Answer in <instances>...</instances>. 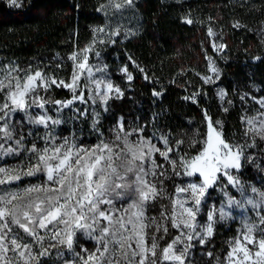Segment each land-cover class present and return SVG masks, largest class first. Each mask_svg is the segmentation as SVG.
Listing matches in <instances>:
<instances>
[{
    "label": "snow or ice",
    "instance_id": "6c2138e0",
    "mask_svg": "<svg viewBox=\"0 0 264 264\" xmlns=\"http://www.w3.org/2000/svg\"><path fill=\"white\" fill-rule=\"evenodd\" d=\"M9 5L19 7V0H9ZM134 5L135 0H108L100 10L111 7L118 12ZM185 22L194 23L189 18H185ZM233 27L241 25L236 22ZM93 32L92 43L68 57L73 61L71 82L57 80L54 75L49 77L41 70L33 72L30 68L25 71L0 66V95L4 96L0 102V162L8 157L18 158L25 152L29 154L26 167L23 162L0 166V264H41V258L49 256L53 248L57 249L61 259L67 250L71 259L65 260V264H187L194 243L206 245L213 236L217 215L221 221L228 216L224 207H211L204 224L197 220L207 203L209 189L217 186L228 205L241 208L250 205L258 220V223L244 222L241 234L230 244L227 264H264V191L252 187L251 191L256 195L245 203L238 202L228 191L231 187L243 194L239 173L245 160H253L251 155H245V151L257 147V138L264 141V97L252 96L259 109L254 116L241 117L246 125L244 137L250 140L249 143L234 145L227 142L216 128L220 121L213 122L205 112L206 139L201 151L190 158L187 154H179L183 140L170 146L169 134H148L147 128L138 123L129 130L123 117L111 129L113 139H103L99 113L95 114L92 128L102 138L100 143L87 148L78 145L74 136L58 142L53 134L55 126L65 121L49 115L47 104L54 103L59 112L71 107L75 101L107 105L109 99H119L124 94L107 78L106 65L93 66L88 62L94 47L115 43L111 38L118 36L120 30L108 31L106 35L104 28H96ZM124 34L126 37L135 35L131 30ZM207 34L210 38L217 35L212 27H208ZM211 47L214 52L222 53L227 45L213 40ZM95 54L99 56V52ZM206 59L213 75L201 79L205 84H212L219 78V69L211 56ZM121 72L128 82L134 79L127 66ZM145 79H148L146 75ZM83 81L87 82L81 87ZM52 86L69 89L73 92L72 98L53 102L40 94L41 91L47 93ZM202 94L201 90L185 99L196 103ZM153 95L161 93L154 92ZM217 95L222 101L227 96L223 90ZM247 99V94L240 96L241 102ZM227 103L231 105L232 101ZM30 109L40 111L33 115ZM107 110L105 107L104 111ZM224 111L229 109L224 108ZM17 112L24 114L28 125L44 126L45 135L37 137L43 140V147L35 140L31 146L25 144L26 137L33 133L23 132L24 124L20 121L13 122ZM86 114L87 110L78 111V116ZM154 140L162 142L163 148L153 143ZM197 143L193 140L192 146ZM157 155L164 164L157 163ZM168 166L177 177L198 174V182L177 184L174 196L165 197ZM39 173L45 177L42 184H29L14 190L10 187L24 177ZM158 198L169 199L171 209L163 207L159 219L147 216L148 204ZM125 201L130 203L125 205ZM169 224L178 234L161 250L159 241L169 234ZM79 234L94 241V251L83 246L76 251ZM217 264H220L219 260Z\"/></svg>",
    "mask_w": 264,
    "mask_h": 264
},
{
    "label": "rangeland",
    "instance_id": "374dc122",
    "mask_svg": "<svg viewBox=\"0 0 264 264\" xmlns=\"http://www.w3.org/2000/svg\"><path fill=\"white\" fill-rule=\"evenodd\" d=\"M9 1V0H8ZM143 0H135V5L132 8L121 9L120 11H114L111 7H106L104 10H100L102 5H107L108 0H101L98 5V13L102 17V22L93 26L92 30L96 28H104L105 35L111 30H120V34L116 37H112L115 43L108 42L103 45L97 44L94 47V51L89 53L90 65H106L107 66V78L112 81L115 86H118L124 93L122 98H111L108 100L107 105L97 102L92 104L91 101L87 103H81L75 101L69 108L61 109L57 111V106L54 103L46 105L48 114L54 118H60L65 123L55 126L54 135L57 136L58 142L62 141L64 137H75V141L78 145L91 148L100 143L102 139L96 132L93 131L92 121L95 118V114L99 113V127L104 131L103 139H113L111 135V129L115 125L116 121L123 117L126 121V127L131 130V127L135 124L145 126L147 133L151 134L155 132L157 136L161 133L169 134V145L175 146L178 140H183V145L179 149V154H187L188 157L198 154L204 144L207 135V121L204 116L199 119L198 115L202 114V110L197 107L193 116L185 118V122L180 124L181 126H172L169 128L167 121H162L161 105L159 104L161 96L164 92V81L166 84L173 81L177 86L184 85L186 92L185 97H190L194 93L202 90L203 94L197 97L202 100L208 98V93L199 84L209 86L213 95L216 97L220 111L218 109H212L211 119L213 122L220 121V125H216L218 131L222 132V114L225 113L224 108L235 109L239 116V129L233 130L230 135V140H226L231 144H246L250 140L244 137L245 124L242 123L241 117L247 115L249 117L254 116L259 106L251 99L252 96L264 97V18L262 17L263 10L260 9L255 3L256 0H184L180 5L182 8H195L197 13L193 17H185L192 19L194 23L188 24L185 22V18L182 20V32L176 37L175 49L170 52L163 50L153 49L151 47H138L133 51H129L123 44L126 40H137V35L140 32V17L137 10V4ZM214 14H208L204 16V8L211 11L212 6L216 5ZM239 22L241 27H233V25ZM208 27H212L217 34L216 37L210 38L207 34ZM131 30L135 35L125 36V31ZM94 39V32L92 40L86 43L83 47L77 49H84L90 45ZM215 40L217 43H224L227 47L222 53L214 52L211 44ZM99 52V56L95 53ZM72 54V53H71ZM70 54V55H71ZM69 55V56H70ZM240 55H255L260 57L257 63L247 65L244 60L238 58ZM68 56V57H69ZM165 60L168 66L174 70L175 74L173 78L169 80L168 75H162L159 80H156L154 85L155 89L150 96L145 94L143 87H140L143 82L149 81L147 66L149 62H155L158 60ZM206 56H211L215 61L216 67L219 69V78L215 79V83L205 84L201 77L206 75H213L208 70V61ZM82 59V57H81ZM70 60V59H69ZM133 61L135 64H133ZM71 62V69L68 80H65L61 74V71H52L51 69H43L42 67L33 68L32 63L24 64L23 66L5 65L0 61V66L19 68L21 70H28L29 68L34 72L41 70L49 77L55 76L57 80H65L71 82V76L73 72V61ZM228 62H232L231 68H235L237 74H229L228 78H231L232 89L231 93L228 92L226 85L222 81L224 70L222 65ZM41 64V63H40ZM44 66L45 62L42 63ZM137 65L139 67H137ZM127 66L128 71L133 75L134 79L131 82L127 81L126 75L121 72L123 67ZM144 69L141 72L139 69ZM152 70V69H150ZM233 71V69H231ZM152 72V71H151ZM228 72V71H227ZM65 73V71H64ZM199 74V75H197ZM145 75L148 79H145ZM81 83L83 87L84 83ZM60 90L67 91L70 96L58 97L57 92ZM223 90L227 96L224 101L220 100L217 93ZM154 92H159L161 95L154 96ZM42 96L50 101H67L72 98L73 92L67 88H61L52 86V88L44 93L41 91ZM247 94L248 99L246 102H241L240 96ZM87 96V93H85ZM4 96L0 95V102H3ZM191 99H185L189 103ZM227 101H232L229 105ZM107 107V111L104 108ZM198 109V111H197ZM87 110L85 116H78V111L83 112ZM193 110V109H192ZM191 110V111H192ZM33 115H35L39 109H30ZM194 111V110H193ZM159 118V119H157ZM20 121L24 124L23 132L27 133L31 131L33 134L27 136L25 144L31 146L33 141L38 146L43 147L44 143L42 139L37 137H43L46 133V129L41 125H28L25 121L24 114L17 112L13 115V122ZM134 139V138H133ZM198 141L196 146H192V141ZM158 147L163 148L162 142L154 140ZM257 147L252 149H246L245 155H251L252 161L245 160L243 167L239 173V179L243 186V194L235 188L229 187V193L240 203H245L249 198H253L256 194L252 193V187H255L259 191H264V141L257 138ZM28 153H23L18 158L8 157L5 161L0 162V166H14L23 162L24 166H27ZM175 158V157H174ZM158 164H164L162 158L156 156ZM182 171L181 169H178ZM166 175L169 179L164 180V188L166 189L165 197L174 196V189L177 184H186L193 180L198 182V174L194 177L174 176L172 175L171 168L168 166ZM45 180L43 173H39L33 177H24L21 181L15 182L10 186L13 190L16 187L24 188L29 184L37 185L42 184ZM125 205L130 201H125ZM120 204H117L119 207ZM167 206L171 209L170 200L167 198H158L155 202H150L146 209V215L149 217H156L159 219L161 209ZM224 207L228 216L224 220H219L217 215V224L214 227V234L209 238L206 245H200L194 243L188 257L187 264H227L226 257L230 251L231 242L241 234L242 225L246 220H250L253 223H258L255 213L252 211L251 206L245 204L243 208L236 205H228L226 198L219 191V187L209 189V195L207 196V203L202 208L201 213L197 217L199 223L204 224L207 219V212L211 207ZM170 228V224H169ZM151 234V233H150ZM177 230L171 229L169 234L159 241L160 249L170 240L177 235ZM163 235V233H160ZM150 243V241H149ZM81 246L87 248L89 251L95 250L94 241L86 239L83 234L78 235L76 243V251L79 252ZM251 247V246H249ZM37 251L39 249L37 248ZM255 251V249H253ZM212 255L209 256L208 253ZM71 259L67 250L63 252V259L57 256V249L53 248L50 255L41 258V264H65V260Z\"/></svg>",
    "mask_w": 264,
    "mask_h": 264
},
{
    "label": "trees",
    "instance_id": "16d2710c",
    "mask_svg": "<svg viewBox=\"0 0 264 264\" xmlns=\"http://www.w3.org/2000/svg\"><path fill=\"white\" fill-rule=\"evenodd\" d=\"M101 0H19V7L10 6L8 0H0V61L5 65L23 66L32 63L33 68L42 67L52 71L63 72L62 77L68 80L71 62L68 56L90 42L93 37V26L102 22L101 15L97 12ZM184 0H143L137 4L140 17V32L137 40L129 39L124 46L133 51L138 47H151L157 50L170 52L175 49V40L182 32V20L200 13L195 8H182ZM257 6L263 10L264 0H256ZM217 4L208 11L204 8V16L214 14ZM163 60L149 62L147 66L149 81L143 82L146 95L150 96L155 89L156 80L162 75H168L171 80L175 74L168 66L165 56ZM247 65L257 63V56L240 55ZM43 62L47 63L45 66ZM41 63V64H40ZM233 63L223 64L224 75L222 81L231 93L232 82L229 74H237ZM152 69V70H150ZM233 69V71H231ZM65 71V73H64ZM152 71V72H151ZM228 71V72H227ZM208 93V98H198L196 103L185 101L186 86H177L175 82L166 84L159 104L161 105L162 121L172 126H181L185 118L193 116L199 107L205 117V112L212 116V109L220 107L212 89L204 84H199ZM58 97H67V91L57 92ZM194 111H193V110ZM192 110V111H191ZM198 111V109H197ZM159 119V118H157ZM222 134L225 140H230V135L239 129V116L235 109L222 114Z\"/></svg>",
    "mask_w": 264,
    "mask_h": 264
}]
</instances>
